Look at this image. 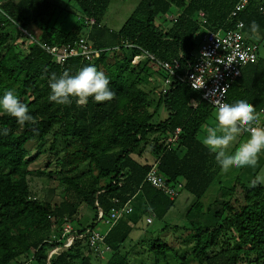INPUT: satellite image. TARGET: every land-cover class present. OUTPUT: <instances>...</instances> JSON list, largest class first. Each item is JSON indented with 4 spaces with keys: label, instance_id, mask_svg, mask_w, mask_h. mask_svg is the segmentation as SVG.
<instances>
[{
    "label": "trees",
    "instance_id": "1",
    "mask_svg": "<svg viewBox=\"0 0 264 264\" xmlns=\"http://www.w3.org/2000/svg\"><path fill=\"white\" fill-rule=\"evenodd\" d=\"M2 1L3 10L18 27L26 30L34 26L39 30L41 44L59 47L73 44L85 33L79 27L64 31L53 25L58 8L50 0ZM56 1H63L68 7L73 4L80 15L94 19L95 26L89 35L95 50L92 62L70 58L60 65L33 43L23 53L19 52L17 38L13 36L19 30L11 22L0 20V96L15 90L36 122L20 127L8 115H0V264L22 260L31 261L29 264H95L92 255L96 256L88 249L86 232L104 221L111 209H121L139 193L146 204L145 213L162 221L174 208L176 199L144 182L156 160L166 183L182 184L181 192L194 198L185 214V224L174 226V230L193 234L191 257L195 264L264 263V186L236 179L229 188L220 186L216 198L204 207L201 199L221 170L198 134L214 109L182 83L170 85L165 95L159 88L152 93L144 91L140 88L142 74L147 79L156 76L160 81L161 73L158 69L148 73L154 67L150 60L133 65L132 59L140 56V51L124 47L132 45L159 61L179 60L183 74L193 61L204 32L198 14L205 15L206 29L227 30L229 14L238 0H139L117 32L102 25L111 0ZM259 2L249 0L238 17L245 32L252 33V22L260 26L259 31H264ZM171 15L175 21L159 22ZM95 29L97 34L92 35ZM104 35L110 38L103 40ZM89 65L109 79V86L116 93L113 100L96 103L89 98L84 106L75 101L69 106L48 101V80L53 73L59 76L68 70L74 74ZM152 94L156 97V109L150 113ZM238 99H247L261 116L264 60L258 59L242 70L241 77L228 91V103ZM161 108L167 116L153 124ZM55 128L54 142L63 137L66 143L62 156L56 159L64 194L60 203L52 205L31 198L28 176L38 154L31 157L24 147L29 141L44 140ZM178 128L179 139L168 150L166 137ZM84 165L88 170L80 173ZM3 169L8 172L3 173ZM98 208L103 214L101 219ZM88 213L94 214L90 225L76 230L78 237L73 244L47 261L49 252L64 244V240L56 242L61 238L64 219L81 225V219ZM129 221L127 217L120 219L107 233L105 245L109 252L100 264H129L120 252L132 232ZM168 228L165 225L162 231ZM88 250L92 255H86ZM149 250L155 262L159 258L166 261L172 253L158 238L151 240Z\"/></svg>",
    "mask_w": 264,
    "mask_h": 264
},
{
    "label": "built area",
    "instance_id": "2",
    "mask_svg": "<svg viewBox=\"0 0 264 264\" xmlns=\"http://www.w3.org/2000/svg\"><path fill=\"white\" fill-rule=\"evenodd\" d=\"M249 4V0H238L229 14V27L227 30L210 31L206 29L207 20L205 15L200 12L198 18L204 29L203 34L199 38V46L193 54V61L189 64L188 69L182 74L179 60L171 62L159 61L152 54L136 48L132 45L125 44L126 48H135L140 51V56L133 57L132 64L136 61L150 60L154 63V67L161 73V93L165 95L170 85L178 82L187 85L192 91L200 95L201 100L216 110L215 101L228 103V91L241 77L242 70L258 61V46L245 37L244 23L238 20ZM258 12L264 17V0H260ZM0 20L9 21L16 27L20 34L30 43L36 44L42 51L51 56L60 65H64L70 58H80L83 62H92L95 50L89 43V32L95 26V21L86 16L77 17L78 27L82 28L83 33L73 44L63 46H49L41 44L38 37L30 34L29 31L23 30L16 25L10 16L3 10V1L0 0ZM169 21H175V17H169ZM139 64V63H138ZM137 64V65H138ZM136 65V64H135ZM84 106L85 104H78ZM196 105H194L195 107ZM264 110L258 117L256 126H263ZM181 129H176L172 134L166 137L165 145L170 150L177 143ZM246 134V133H245ZM247 135V134H246ZM159 160H156L147 172L144 182L160 190L170 199H177L183 188L182 184L170 185L166 183V179L158 172ZM117 203V201H115ZM133 213V209L129 202L121 209L113 208L109 216L104 220L107 227L105 233H98L88 230L86 236L88 238L87 246L92 250L96 258L103 260L109 252V248L105 245V236L114 226V224L122 218L128 217ZM98 219H101L102 211L97 209ZM153 215L146 218V224L151 225ZM64 227L62 229L61 238L56 242L63 241L62 247L54 248L49 252L47 261L53 257L59 256L65 252L78 237L76 231L71 227V223L64 219ZM31 261L22 260L18 264H29Z\"/></svg>",
    "mask_w": 264,
    "mask_h": 264
},
{
    "label": "rangeland",
    "instance_id": "3",
    "mask_svg": "<svg viewBox=\"0 0 264 264\" xmlns=\"http://www.w3.org/2000/svg\"><path fill=\"white\" fill-rule=\"evenodd\" d=\"M14 2H18L19 0H13ZM51 3L57 6V10L55 12V16L53 18V25L56 27L60 26L61 30L70 31L75 27H78V22L76 21L77 17L82 16L80 15L79 10L75 5L70 4V6H65V2L50 0ZM139 0H111L110 5L107 9L105 17L102 21V25L109 29L110 32H117L119 29L124 25L126 20L130 17L131 13L137 6ZM62 8V9H61ZM174 15L168 16L165 19H161L159 22L161 23L164 20L169 21V17ZM30 34L34 35L35 38L39 36V30L34 26L27 29ZM92 29L89 32L91 34ZM98 29H95L92 32V35L97 34ZM14 37L17 38V51L24 52L26 47L29 45V41L26 40L19 32H14ZM245 37L248 40H251L258 46V59L264 60V31H259L257 33H249L245 32ZM90 38V37H89ZM110 36L104 35V39H109ZM92 40V39H91ZM89 39V43L92 45V41ZM105 40V41H106ZM199 42V41H198ZM127 56L129 57V53L127 52ZM138 63H142L141 61H136V65ZM133 63V65H135ZM157 68L153 67L149 70V74L154 73ZM153 81L149 82L148 79L142 74L143 84L140 85L144 91L152 93L159 88V82L156 76L152 77ZM158 83V84H157ZM151 104L149 106V112L153 113L156 109V97L152 94L150 97ZM214 110L209 117L207 123L205 125L212 124L214 122L215 116ZM167 116V113L163 108L157 111V114L152 120L153 124H158L162 122ZM57 128H55L51 134H49L44 140H32L29 141L24 150L27 151L31 157H36L37 159L35 162L30 166L31 174L28 176V184H29V191L31 198H35L37 200H45L50 204H58L62 201L63 194H64V185L61 183V176L57 174V166H56V159L62 156V148L65 146L66 140L63 137H59L54 142V133L56 132ZM203 127L201 128L198 139L201 141L203 136ZM239 142V141H238ZM237 142V143H238ZM54 143V144H53ZM54 145V149L51 146ZM231 150V149H230ZM88 170V166L84 165L80 173H84ZM255 170L252 168L249 170L248 174L252 175ZM7 169H3V173H7ZM244 177H248V175H243ZM257 184L264 186V165L259 167L257 171L255 179L253 181ZM223 188H226V185H221ZM216 192H209L201 201V204L204 207L210 204L217 195ZM192 205V198L191 196L187 195L185 191H182L179 197L175 201L174 208L168 213L166 218L162 221H159L155 218L152 219V224H146V218L149 217L144 211L139 212L135 209L136 215H141L140 220L136 222V224H132L130 222L132 228V232L129 236L128 241L125 244L126 249L131 250L133 254L130 257L129 264H195L194 259L191 257V252L194 247L193 242V234L185 233L184 231H176L174 230V226H179L185 224V214L188 212L189 208ZM93 213H88L87 217L81 219L80 224L76 221L72 224L71 227L76 230H81L82 228L89 226L91 220L93 219ZM135 215V216H136ZM134 218V217H133ZM136 218V217H135ZM133 221V220H132ZM170 226L166 231H162L163 226ZM107 227L104 224V221H99L97 225L94 227L93 231L98 233H105ZM142 235H144L142 237ZM141 239L137 241L138 238ZM143 238V239H142ZM145 238V239H144ZM160 239L162 243L170 247L172 253H170L166 257V261L159 258L158 261L155 262V258L149 250V244L152 239ZM54 239V238H52ZM230 245L234 244V241L228 238ZM224 241H222L223 243ZM125 249V250H126ZM133 251V252H132ZM87 255H92L91 252L86 251ZM127 254H124L125 257ZM213 254H210V256ZM94 263L100 264L102 260H99L94 257ZM105 260V259H104ZM103 260V261H104ZM18 262L15 261L11 264H17ZM264 264V263H262Z\"/></svg>",
    "mask_w": 264,
    "mask_h": 264
},
{
    "label": "clouds",
    "instance_id": "4",
    "mask_svg": "<svg viewBox=\"0 0 264 264\" xmlns=\"http://www.w3.org/2000/svg\"><path fill=\"white\" fill-rule=\"evenodd\" d=\"M259 27L252 22L251 32L257 33ZM109 85L105 74L92 65L82 67L74 74L68 70L59 76L53 73L48 80V101L62 106H69L73 101L85 104L89 98L96 103L111 101L116 93ZM215 104L214 122L203 126L202 145L214 157L222 173L255 167L260 156L264 155V127L256 126L258 114L254 106L247 99L232 103L217 100ZM5 114L20 127L36 123L27 104L18 99L15 90L10 89L0 96V115ZM245 133L247 135L241 139Z\"/></svg>",
    "mask_w": 264,
    "mask_h": 264
},
{
    "label": "crops",
    "instance_id": "5",
    "mask_svg": "<svg viewBox=\"0 0 264 264\" xmlns=\"http://www.w3.org/2000/svg\"><path fill=\"white\" fill-rule=\"evenodd\" d=\"M76 28V27H75ZM120 30V29H119ZM251 41V40H250ZM148 81L149 82H152L153 81V79L152 78H149L148 79ZM160 82V81H159ZM158 84V83H157ZM159 86V89L161 88V84H159L158 85ZM160 110V109H159ZM246 136V134H243V136L241 137V139H243L244 137ZM262 165H264V155H261L260 156V158H259V161H258V164L255 166V167H251L252 168V170L254 169L255 171L252 173V175H249L248 174V172H249V170L251 169V168H249V167H245V168H242V169H234V170H231V171H229L228 173H222V172H220L219 173V175L217 176V178H216V180H215V182H214V184L211 186V188L208 190V192L206 193V195L209 193V192H211V193H213V192H216V190H218L219 189V187L221 186V185H226L227 187L226 188H229V187H231L233 184H234V182H235V180L236 179H240L243 183H246V184H248V183H251L252 181H253V178L255 179V177H256V174H257V171L259 170V167H261ZM248 175V177H244L243 175ZM187 195H189L187 192H185ZM205 195V196H206ZM190 196V195H189ZM204 196V197H205ZM203 197V198H204ZM192 198V204L194 203V198L193 197H191ZM203 198L201 199V201L203 200ZM129 204H130V206L132 207V209H133V213L130 215V216H128L127 218H129L130 219V221L129 222H131L133 225L134 224H136V222L137 221H139L140 220V216L141 215H136L135 214V209H137L139 212H142V211H146V204H145V201H144V199H143V197H142V195L139 193V194H137L130 202H129ZM206 206H208V204L206 205ZM136 215V216H135ZM168 215V214H167ZM134 217V218H133ZM136 217V218H135ZM166 218V217H165ZM164 218V219H165ZM163 219V220H164ZM133 220V221H132ZM132 228H133V226H132ZM144 235H142V237H143ZM141 239V237L140 238H138L137 239V241L136 242H138L139 240ZM143 239V238H142ZM145 239V238H144ZM126 247H125V245H124V247L121 249V254L122 255H124V254H127L126 256V259H127V261H128V263H129V260H130V257L133 255L132 253H131V250H129V249H126ZM133 252V251H132ZM87 255V254H86Z\"/></svg>",
    "mask_w": 264,
    "mask_h": 264
}]
</instances>
